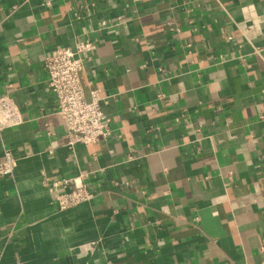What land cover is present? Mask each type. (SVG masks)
<instances>
[{
  "label": "crops",
  "instance_id": "0c3cea01",
  "mask_svg": "<svg viewBox=\"0 0 264 264\" xmlns=\"http://www.w3.org/2000/svg\"><path fill=\"white\" fill-rule=\"evenodd\" d=\"M86 39L113 130L72 149L44 57ZM6 93L0 264H264V0H0ZM54 179L92 198L61 210Z\"/></svg>",
  "mask_w": 264,
  "mask_h": 264
},
{
  "label": "built area",
  "instance_id": "2783aa9c",
  "mask_svg": "<svg viewBox=\"0 0 264 264\" xmlns=\"http://www.w3.org/2000/svg\"><path fill=\"white\" fill-rule=\"evenodd\" d=\"M97 46L96 40H81L74 47H53L44 57L48 87L56 101L55 114L63 121L67 146L72 149L78 144L90 146L105 141L113 130L112 120L103 110L108 96L93 89L90 99H87L81 79L82 72L86 70V60L95 54ZM23 121V113L14 98L9 93L0 96V131L17 127ZM4 156L0 162V176L10 177L16 167V158L9 148L5 149ZM48 187L53 201L61 210L92 198L88 185L75 179H54Z\"/></svg>",
  "mask_w": 264,
  "mask_h": 264
}]
</instances>
